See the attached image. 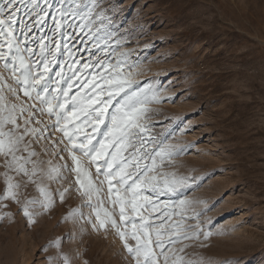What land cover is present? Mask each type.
<instances>
[{"label": "rangeland", "instance_id": "obj_1", "mask_svg": "<svg viewBox=\"0 0 264 264\" xmlns=\"http://www.w3.org/2000/svg\"><path fill=\"white\" fill-rule=\"evenodd\" d=\"M110 2L117 6L115 14L109 13L114 33L111 46L129 53L128 63L141 73L135 77L139 86L150 87L159 99L147 106L150 133L157 141L167 137L164 144L176 146L179 152L166 158L160 171L174 172L186 181L175 194L143 192L150 201H139L143 207L135 214L129 209V214L137 223L141 216L157 227L163 222L161 231L184 217L185 226L199 222L205 231H211L206 241L203 237L185 241L191 245L181 253L186 260L203 258L211 264H224L239 259L241 264H264V0ZM52 27L49 18L44 31L51 35ZM76 45L80 48L77 58L83 57V64L89 54L79 39ZM111 59L115 62L116 57ZM103 71L86 68L79 75L96 82L93 76L98 79ZM4 95L9 106L34 103L22 90L19 99L7 88ZM37 118L49 125V131L38 141L25 137L30 150L37 153L31 159L45 172L49 167L71 164L67 153L53 150V141L61 133H52L46 114ZM17 122L23 126V117ZM18 155L27 156V152ZM84 163L87 165L86 159ZM61 170L68 179L45 177L40 182L54 203L47 209L39 203L31 205L33 222L20 203L0 202V264H65V258L67 264H132L115 229L110 225L92 227L93 222L98 224L95 212L74 188L61 202L59 191L75 180L74 173ZM5 171L0 156V195L5 189ZM91 171L95 172V165ZM9 175L13 183L21 185L17 196L22 203L43 200L27 177ZM180 200L192 202L186 212L179 207ZM105 207L111 209L109 203ZM73 210L75 214L69 216ZM193 210L200 213L197 219L190 218Z\"/></svg>", "mask_w": 264, "mask_h": 264}, {"label": "snow or ice", "instance_id": "obj_2", "mask_svg": "<svg viewBox=\"0 0 264 264\" xmlns=\"http://www.w3.org/2000/svg\"><path fill=\"white\" fill-rule=\"evenodd\" d=\"M116 11L117 6L110 0H0V64L3 66L0 71V156L4 157L6 169L0 202L10 199L20 203L24 215L33 222L31 205L39 203L47 209L54 203L51 193L40 182L45 177L68 179L63 176V169L74 173L75 180L59 191L61 202L65 193L74 188L95 212L98 224L93 222L92 227L110 225L115 229L132 264H211L203 258L194 262L181 255L191 246L185 241H201V237L206 241L211 237L212 232L205 231L199 222L185 226L187 217H184L161 231L163 222L157 227L141 216L137 223L129 214V209L135 214L143 207L139 201H150L151 197L143 192L157 196L175 194L186 181L174 172L160 171L165 159L179 152L176 146L164 144L167 137L157 141L151 135L147 106L158 103L159 99L150 87L139 86L135 77L141 73L128 63L129 53L117 52L110 44L114 33L110 31L113 20L109 13ZM49 18L53 23L51 35L44 31ZM78 39L89 54L83 64V57L77 58ZM112 56L116 57L115 62ZM76 65L81 66L73 71ZM86 68L105 71L98 79L93 76L96 81L93 82L80 78L79 74ZM5 72L9 73L8 77ZM5 88L17 99L18 91L22 90L34 103L27 107L23 104L9 106L5 103ZM45 114L51 121L52 133H61L53 141V150L59 148L71 160V164L49 167L46 172L31 159L37 153L30 150L25 141L26 136L37 141L45 138L49 125L37 118ZM21 117L23 126L17 122ZM33 123L37 126H32ZM8 125L11 127L5 131ZM22 152H27V156L18 155ZM60 159L64 156L60 155ZM29 164L31 169L27 167ZM9 172L27 177L36 185L43 200L22 203L17 196L21 185L13 183ZM106 203L111 205L110 210L105 207ZM191 203L180 200L179 207L186 212ZM74 214L75 210L69 216ZM164 215L171 220L167 212ZM199 215L193 210L190 218L197 219ZM200 246L205 245L201 242ZM224 264H241V260Z\"/></svg>", "mask_w": 264, "mask_h": 264}]
</instances>
